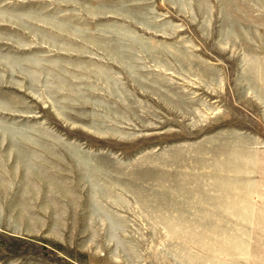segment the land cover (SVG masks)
<instances>
[{
	"label": "rangeland",
	"instance_id": "1",
	"mask_svg": "<svg viewBox=\"0 0 264 264\" xmlns=\"http://www.w3.org/2000/svg\"><path fill=\"white\" fill-rule=\"evenodd\" d=\"M0 264H264V0H0Z\"/></svg>",
	"mask_w": 264,
	"mask_h": 264
}]
</instances>
